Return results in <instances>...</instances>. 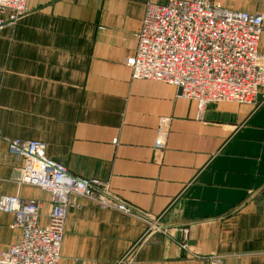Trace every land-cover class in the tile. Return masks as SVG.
Here are the masks:
<instances>
[{
    "label": "crops",
    "instance_id": "obj_1",
    "mask_svg": "<svg viewBox=\"0 0 264 264\" xmlns=\"http://www.w3.org/2000/svg\"><path fill=\"white\" fill-rule=\"evenodd\" d=\"M168 1L28 0L0 29V197L42 201L47 223L51 195L18 183L24 160L8 147L39 140L167 230L147 235L137 215L74 196L59 264H264V103H214L199 118L179 88L135 79L126 63L147 3ZM213 1L264 12V0ZM20 233L0 210V254Z\"/></svg>",
    "mask_w": 264,
    "mask_h": 264
},
{
    "label": "built area",
    "instance_id": "obj_2",
    "mask_svg": "<svg viewBox=\"0 0 264 264\" xmlns=\"http://www.w3.org/2000/svg\"><path fill=\"white\" fill-rule=\"evenodd\" d=\"M28 0H0V29L27 12ZM264 12L222 7L213 0L148 2L137 32V47L126 63L135 79L174 85L180 95L197 104L198 117L210 104L235 103L259 107L264 103ZM164 122V121H163ZM169 120L163 125L166 129ZM158 148L164 141L159 139ZM9 150L24 160L19 184L48 192L52 206L41 222L43 203L19 195L0 197V210L14 215L19 240L0 254V264H59L72 197L86 198L103 209L137 215L146 234H166L160 219L138 212L121 200L106 182L71 173L48 157L46 143L12 139ZM189 229L183 249L191 254Z\"/></svg>",
    "mask_w": 264,
    "mask_h": 264
}]
</instances>
